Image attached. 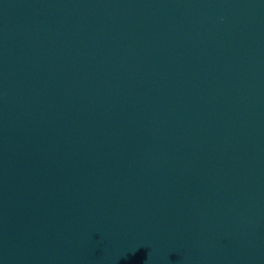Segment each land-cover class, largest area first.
<instances>
[{
  "label": "water",
  "instance_id": "obj_1",
  "mask_svg": "<svg viewBox=\"0 0 264 264\" xmlns=\"http://www.w3.org/2000/svg\"><path fill=\"white\" fill-rule=\"evenodd\" d=\"M0 264H264V0H0Z\"/></svg>",
  "mask_w": 264,
  "mask_h": 264
}]
</instances>
